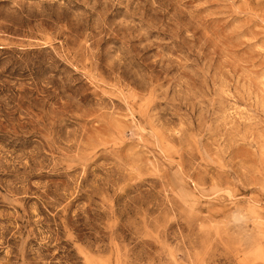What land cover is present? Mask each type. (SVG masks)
<instances>
[{"label":"rangeland","instance_id":"374dc122","mask_svg":"<svg viewBox=\"0 0 264 264\" xmlns=\"http://www.w3.org/2000/svg\"><path fill=\"white\" fill-rule=\"evenodd\" d=\"M0 264H264V0H0Z\"/></svg>","mask_w":264,"mask_h":264}]
</instances>
